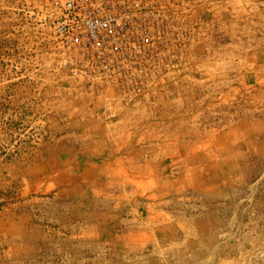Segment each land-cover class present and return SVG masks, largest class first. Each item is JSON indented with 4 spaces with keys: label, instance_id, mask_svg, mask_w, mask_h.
<instances>
[{
    "label": "rangeland",
    "instance_id": "374dc122",
    "mask_svg": "<svg viewBox=\"0 0 264 264\" xmlns=\"http://www.w3.org/2000/svg\"><path fill=\"white\" fill-rule=\"evenodd\" d=\"M178 17L147 94L0 76V264H264V0Z\"/></svg>",
    "mask_w": 264,
    "mask_h": 264
},
{
    "label": "built area",
    "instance_id": "2783aa9c",
    "mask_svg": "<svg viewBox=\"0 0 264 264\" xmlns=\"http://www.w3.org/2000/svg\"><path fill=\"white\" fill-rule=\"evenodd\" d=\"M179 1L0 0V76L35 82L34 94L60 77L147 94L152 71L185 33Z\"/></svg>",
    "mask_w": 264,
    "mask_h": 264
},
{
    "label": "crops",
    "instance_id": "0c3cea01",
    "mask_svg": "<svg viewBox=\"0 0 264 264\" xmlns=\"http://www.w3.org/2000/svg\"><path fill=\"white\" fill-rule=\"evenodd\" d=\"M2 28H3V26H1V28H0V29L2 30Z\"/></svg>",
    "mask_w": 264,
    "mask_h": 264
}]
</instances>
